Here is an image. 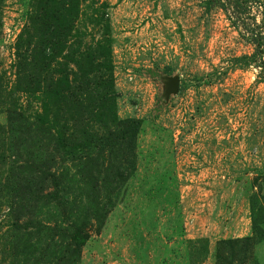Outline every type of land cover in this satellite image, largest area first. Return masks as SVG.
Listing matches in <instances>:
<instances>
[{
	"label": "rangeland",
	"instance_id": "1",
	"mask_svg": "<svg viewBox=\"0 0 264 264\" xmlns=\"http://www.w3.org/2000/svg\"><path fill=\"white\" fill-rule=\"evenodd\" d=\"M248 53L196 0H0V264H264Z\"/></svg>",
	"mask_w": 264,
	"mask_h": 264
},
{
	"label": "trees",
	"instance_id": "2",
	"mask_svg": "<svg viewBox=\"0 0 264 264\" xmlns=\"http://www.w3.org/2000/svg\"><path fill=\"white\" fill-rule=\"evenodd\" d=\"M204 14L220 12L250 53L227 61L229 69L256 71V81L264 83V4L259 0H196ZM170 74V70L165 69Z\"/></svg>",
	"mask_w": 264,
	"mask_h": 264
}]
</instances>
